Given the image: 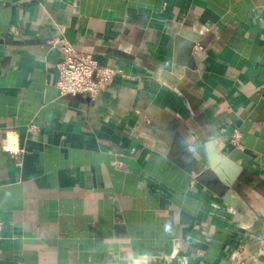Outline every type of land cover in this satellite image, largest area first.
Returning a JSON list of instances; mask_svg holds the SVG:
<instances>
[{
  "label": "crops",
  "instance_id": "crops-1",
  "mask_svg": "<svg viewBox=\"0 0 264 264\" xmlns=\"http://www.w3.org/2000/svg\"><path fill=\"white\" fill-rule=\"evenodd\" d=\"M5 131L0 264H264V0H0Z\"/></svg>",
  "mask_w": 264,
  "mask_h": 264
},
{
  "label": "built area",
  "instance_id": "built-area-1",
  "mask_svg": "<svg viewBox=\"0 0 264 264\" xmlns=\"http://www.w3.org/2000/svg\"><path fill=\"white\" fill-rule=\"evenodd\" d=\"M55 45L61 51V59L56 64L58 74L56 86L61 96H82L94 99L119 73L114 68L100 66L91 55L75 50L67 42L58 41ZM38 131L37 125L28 124L27 132L33 134ZM233 144L238 146L236 136L233 139ZM0 151L14 156L22 154L23 148L19 145L16 132H3ZM2 226L3 223L0 221V236Z\"/></svg>",
  "mask_w": 264,
  "mask_h": 264
}]
</instances>
